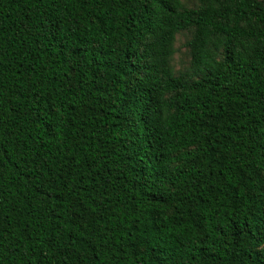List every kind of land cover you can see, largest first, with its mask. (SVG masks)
<instances>
[{"label":"trees","instance_id":"1","mask_svg":"<svg viewBox=\"0 0 264 264\" xmlns=\"http://www.w3.org/2000/svg\"><path fill=\"white\" fill-rule=\"evenodd\" d=\"M0 264H264V0H0Z\"/></svg>","mask_w":264,"mask_h":264},{"label":"rangeland","instance_id":"2","mask_svg":"<svg viewBox=\"0 0 264 264\" xmlns=\"http://www.w3.org/2000/svg\"><path fill=\"white\" fill-rule=\"evenodd\" d=\"M187 34H179L175 40V53L172 58V64L175 70L185 68L189 64L188 49L185 46Z\"/></svg>","mask_w":264,"mask_h":264}]
</instances>
